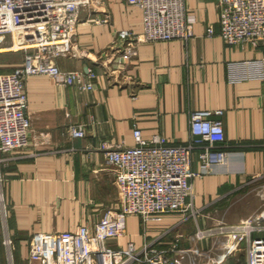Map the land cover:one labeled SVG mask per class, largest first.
Returning <instances> with one entry per match:
<instances>
[{"label":"crops","instance_id":"0c3cea01","mask_svg":"<svg viewBox=\"0 0 264 264\" xmlns=\"http://www.w3.org/2000/svg\"><path fill=\"white\" fill-rule=\"evenodd\" d=\"M215 2L185 0L186 15L193 20L192 36L138 42L118 83L103 74L98 59L115 40L116 30L141 31L142 14L120 0H103L91 17L106 16L107 22L83 19L77 27L75 43L88 50L87 58L58 60L63 69H95L93 88L60 86L45 75L25 79L29 144L2 167L15 264L27 263L35 233L72 231L79 225L92 229L106 210L119 206L102 142L131 145L135 124L144 138L159 134L185 143L190 138L189 115L195 110H220L210 117L221 121L222 148L229 152L225 163L192 180L196 217L169 213L158 221L142 222L127 216L123 234L107 244L113 248L127 242L137 248L149 244L180 264L246 263L243 244L233 256L216 262L220 249L213 247V237L197 244L190 240L196 227L245 219L243 208H235L236 200L251 180L264 178V90L255 64L264 57V44H225ZM208 26L211 34L206 33ZM20 62L0 61V73ZM72 124H82L84 134H66ZM198 165L194 151L190 168ZM194 246L209 250L213 259L195 255ZM6 263L0 225V264Z\"/></svg>","mask_w":264,"mask_h":264},{"label":"built area","instance_id":"2783aa9c","mask_svg":"<svg viewBox=\"0 0 264 264\" xmlns=\"http://www.w3.org/2000/svg\"><path fill=\"white\" fill-rule=\"evenodd\" d=\"M102 1L0 0V53L24 50L19 64L9 72L0 73V225L6 264L15 262L12 235L7 229L9 207L2 167L29 144L25 79L45 75L60 86L78 90L93 88L98 75L95 69L91 66L63 69L58 60L87 58L88 50L75 43L77 27L83 19L96 24L107 22L106 16L91 17ZM120 1L139 8L142 17L140 32L116 30L115 40L98 59L103 74L118 83L126 64L136 55L138 42L187 40L192 36L193 22L186 15L185 0ZM215 8L219 35L225 44H264V0H216ZM212 32L208 26L206 33ZM255 64L259 66L264 90V57ZM220 113V110L191 112L190 138L185 143L173 142L159 134L144 138L135 124L131 145L102 142L100 147L106 150L105 158L112 166L119 206L106 210L92 229L79 225L72 231L35 233L29 241L26 264H180L179 259L170 258L149 244L137 248L127 242L124 247L113 248L107 242L123 234L127 216H136L142 222L158 221L169 213H189L196 217L192 180L212 166L225 163L229 153L222 148L221 121L210 117ZM66 134L80 137L84 126L69 125ZM194 151L199 164L196 170L190 168ZM209 237H213V247L220 249L216 262L233 256L243 244L245 264H264V209L237 223L196 227L190 240L197 244ZM193 252L203 259H213L209 250L194 246Z\"/></svg>","mask_w":264,"mask_h":264},{"label":"rangeland","instance_id":"374dc122","mask_svg":"<svg viewBox=\"0 0 264 264\" xmlns=\"http://www.w3.org/2000/svg\"><path fill=\"white\" fill-rule=\"evenodd\" d=\"M6 54L0 53V61H21L24 50L7 51ZM235 208L241 206L246 213V218L260 213L264 209V178H256L251 180L244 187L241 195L235 203Z\"/></svg>","mask_w":264,"mask_h":264}]
</instances>
